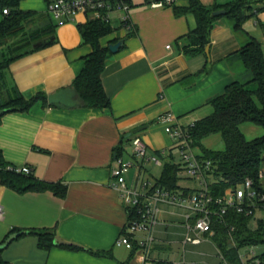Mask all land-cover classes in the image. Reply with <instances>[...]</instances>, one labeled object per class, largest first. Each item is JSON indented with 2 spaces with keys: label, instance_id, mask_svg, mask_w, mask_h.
Segmentation results:
<instances>
[{
  "label": "crops",
  "instance_id": "crops-1",
  "mask_svg": "<svg viewBox=\"0 0 264 264\" xmlns=\"http://www.w3.org/2000/svg\"><path fill=\"white\" fill-rule=\"evenodd\" d=\"M51 1L21 0L19 3V9L47 14L57 24L56 42L9 66L10 81L27 99L72 87L92 52V46L84 42L79 29V24L93 19L92 16L80 12L73 20L58 22L48 11ZM157 1L129 0L131 27L121 23V12L116 13L111 21L115 31L101 38L103 46L123 41L117 52L110 50L102 74L110 109L87 107L69 91L70 106L49 102L45 105L38 101L27 111H11L0 118V149L5 159L11 165L30 166L32 177L64 189L63 194L52 189L20 192L0 178V205L4 210L0 243L13 232L25 231L1 251L4 261L10 264H182L186 261L188 246L195 248L204 243L215 244L219 253L220 247L214 238L200 244H184L185 216L189 210L169 202L159 203L160 221L155 227V242L149 257L139 247L143 233L132 236V248L119 243L132 208L112 185L115 151L124 146L122 156L133 162L128 184L137 185L141 191H144V181L154 184L160 175L155 177L152 173L151 166L156 164L141 167L135 161L131 145L134 135L144 139L149 154L163 152L165 159L173 156V161L180 163V154L175 155L178 150L175 139L158 123V116L172 111L178 122L189 128L211 114L214 108L209 100L222 94L232 81L247 77L245 70L240 73L242 68L234 56L247 41V35L261 41L264 49V25L256 21L261 24L260 35L258 30L247 29V20L244 31L237 32L231 21L222 16L211 32L209 56L206 52L187 56L186 34L196 27V17L193 14L177 16L172 6H154ZM201 1L213 5L234 0ZM175 3L186 6L188 0ZM4 16L0 2V22ZM137 129L141 130L129 136ZM197 151L204 154L199 146ZM181 185L193 187L195 183L188 185L181 181ZM33 229L53 231L69 244L40 248L37 235L29 233ZM174 246H183L182 260H163L167 253L174 252ZM199 251L201 255H208L205 249Z\"/></svg>",
  "mask_w": 264,
  "mask_h": 264
},
{
  "label": "trees",
  "instance_id": "trees-1",
  "mask_svg": "<svg viewBox=\"0 0 264 264\" xmlns=\"http://www.w3.org/2000/svg\"><path fill=\"white\" fill-rule=\"evenodd\" d=\"M0 2L2 12L4 8L9 9L0 22V109L7 110L5 113L27 111L38 101L48 105V96L44 93L36 94L29 99L25 98L17 86L10 81L8 69L13 61L56 42L57 24L47 14L19 9L21 0H0ZM175 2L167 5L173 7L177 16L193 14L197 20L196 27L186 34L187 44L184 46V52L187 56L205 52L206 46L211 42V32L220 17H227L235 31L243 32L245 22L256 13L255 9L264 10V0H234L213 5H206L201 0H188L186 6L177 5ZM258 3L261 5L255 7ZM220 9H225L226 13L214 16L213 12ZM79 29L84 42L92 46V52L86 57L83 69L73 82L75 95L87 107L110 109V97L102 81L110 48L101 44V38L114 32L115 28L110 21L93 18L79 24ZM234 56L235 60L243 65L247 73L245 78L249 76L250 78L245 81L237 79L229 83L222 94L209 100L214 108L213 112L197 120L190 127L194 144L201 148L205 157L214 161L217 174L221 175L218 182L221 190L229 185H238L248 177L256 179L264 165V134L247 139L240 127L245 122H251L264 128V49L256 37L247 35V41L234 53ZM216 133L221 135L224 148L208 150L203 140ZM126 140L129 141V138L127 137ZM124 149L123 145L117 147L116 155H122ZM157 155L165 161L151 191L156 187L171 191L180 189L187 191V187L181 185V174L184 172L181 163L174 162L173 156L169 160L165 159L162 152H158ZM10 165L0 149V178L6 185L20 192L52 189L58 194L64 193V189H58L57 184L45 183L32 177L31 174L16 172L9 168ZM135 214L136 209L132 208L129 218H134ZM228 219V226L216 227L214 240L230 264H240L238 262L240 249L251 246L264 247V223L252 227L250 218L234 212H230ZM231 226H235L236 246L231 245L228 236V229ZM29 233L37 235L40 248L49 249L54 244L56 234L53 231L33 229ZM70 245L78 248L73 244ZM0 264L10 263L0 257ZM248 264H264V251L257 253Z\"/></svg>",
  "mask_w": 264,
  "mask_h": 264
},
{
  "label": "built area",
  "instance_id": "built-area-1",
  "mask_svg": "<svg viewBox=\"0 0 264 264\" xmlns=\"http://www.w3.org/2000/svg\"><path fill=\"white\" fill-rule=\"evenodd\" d=\"M175 1L177 0H159L153 5L163 6ZM128 10L127 0H52L48 5L50 15L58 22L73 20L80 12L90 14L94 19L111 22L114 15L121 12L119 16L121 23L125 27H131ZM8 12V8L3 9V13ZM157 120L163 125L165 132L175 139L180 163L195 186L187 187V191L185 189L171 191L163 187H156L151 191L154 184L144 181V191H141L137 185L128 184L127 176L133 167V162L115 154L112 185L119 191L127 206L136 209L135 217L129 218L119 243L132 248V236L143 233L139 247L144 251L146 258L149 257L155 242V227L160 221V202L178 204L189 210L185 216L187 231L184 244H200L207 238H214L217 226H228L230 212L250 218L252 227L264 223V165L256 179L248 177L238 185H229L221 190L218 183L221 175L217 174L214 161L197 151L190 127L184 128L172 111L160 114ZM131 145L133 157L141 167L150 163L163 164V159L157 154L148 153L147 143L140 135L136 134L132 137ZM9 168L24 174L32 173L28 165H10ZM3 215L4 210L0 205V220ZM234 231L235 226H231L228 229V236L231 245L236 246ZM257 247L240 249L238 262L248 264L249 260L257 255ZM219 254L222 264H230L221 249ZM172 264H181V262Z\"/></svg>",
  "mask_w": 264,
  "mask_h": 264
},
{
  "label": "rangeland",
  "instance_id": "rangeland-1",
  "mask_svg": "<svg viewBox=\"0 0 264 264\" xmlns=\"http://www.w3.org/2000/svg\"><path fill=\"white\" fill-rule=\"evenodd\" d=\"M260 5L261 4H255V7H259ZM257 20H260L261 23L264 25V10H259L257 13L252 14L251 17L246 22V27L250 32H251V29L255 31L258 30L259 34L261 35L262 33L261 24L259 23L257 24L256 23ZM239 64H240V68H242V69H239L241 73L243 72L244 67L240 62ZM249 78L250 76L248 78L241 77L239 79L242 81H245ZM240 127L242 131L244 132L247 139H253L255 137H258L264 134V128L262 126L256 125L251 122H245L241 124ZM203 143L208 150H219V149L224 148V141L219 133L211 134L210 136H208L207 138L203 140ZM178 154H179V151L175 150V155H178ZM150 164L152 165V163ZM151 167H152V173L155 175V177L159 176L161 173L162 167L160 165H155ZM181 176H182L181 181L183 184L194 185V182L190 181V179L188 180L187 174L185 172H183ZM150 178L152 181L154 180L153 177H150ZM200 249H205V252L207 251L208 255L207 256L201 255L199 253ZM173 250L174 252L167 253L166 254L167 256L163 260L167 262L182 260L183 252H184L183 246H174ZM262 251H264L263 246H258L256 248L257 253H260ZM185 259L186 261L182 262V264H222V259L220 257V254L218 253L217 247L215 246V244L213 245L211 243H204L201 246H197L195 248L192 246H188Z\"/></svg>",
  "mask_w": 264,
  "mask_h": 264
},
{
  "label": "water",
  "instance_id": "water-1",
  "mask_svg": "<svg viewBox=\"0 0 264 264\" xmlns=\"http://www.w3.org/2000/svg\"><path fill=\"white\" fill-rule=\"evenodd\" d=\"M226 13V10L225 9H220V10H216L213 12V15L214 16H217V15H223ZM123 41L122 40H119L118 42L116 43H111L109 45V48L112 52H117L119 47L122 45ZM205 52L206 54L209 56V52H210V45H207L206 48H205ZM72 92V95H75V89L74 87H70V88H66V89H61L55 93H52L48 96V102L50 104H60V105H72V101L70 100V96L68 94V92ZM79 102V100H78ZM7 112V110H1L0 109V118L3 116V114ZM141 129H137L135 130L134 132H131L129 134V136H131L133 133H136V132H139ZM22 233H25V231L23 232H14L12 234H10L4 242H2L0 244V253L1 251L7 247L16 237H18L19 235H21ZM55 245L57 244H69V242L65 241V240H61L58 236H56L54 238V242H53Z\"/></svg>",
  "mask_w": 264,
  "mask_h": 264
}]
</instances>
